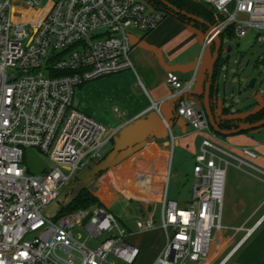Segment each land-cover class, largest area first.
<instances>
[{"label": "built area", "instance_id": "built-area-1", "mask_svg": "<svg viewBox=\"0 0 264 264\" xmlns=\"http://www.w3.org/2000/svg\"><path fill=\"white\" fill-rule=\"evenodd\" d=\"M42 1L0 0V264H114L110 254L134 264L141 249L127 240L126 229L105 206L78 209L58 220L44 210L81 167L103 159L113 136L77 107L76 89L132 69L134 43L128 30L149 32L165 12L147 0H49L44 6ZM196 1L220 16L205 36L204 50L214 49L217 37L242 38L252 29L264 34V0ZM168 83L177 114L198 131L211 133L195 155L194 202L183 208L165 197L160 218L166 243L153 264H185L204 259L213 240L220 243L230 164L223 154L233 155L217 145L218 133L204 106L190 97L192 82L170 73ZM27 147L48 155L53 168L30 175L24 164ZM243 152L257 157L248 148ZM262 222L247 229L222 264ZM82 226L89 232L86 239L74 231ZM154 226V220L137 221L141 232ZM103 234L107 238L98 246L88 245L90 237Z\"/></svg>", "mask_w": 264, "mask_h": 264}, {"label": "crops", "instance_id": "crops-1", "mask_svg": "<svg viewBox=\"0 0 264 264\" xmlns=\"http://www.w3.org/2000/svg\"><path fill=\"white\" fill-rule=\"evenodd\" d=\"M208 31L209 27L173 14L165 15L149 32L131 29L134 44L130 57L134 67L86 82L76 93L77 107L113 134L104 148L103 158L109 162L85 187L118 219L133 208L138 210L140 216L133 222L134 226L132 222L119 220L130 230L127 240L140 247L139 260L147 264L155 262L166 243L165 232L161 226L156 227V221L161 218L165 197L168 199L166 179L171 158L181 169L190 163L195 167L196 153L203 140L211 136L210 131H198L177 114L176 100L171 98L168 83L170 73L179 75L184 83L192 82L190 97L203 105L200 96L215 49L210 48L211 55L206 56L204 41ZM202 58L206 62L201 64ZM222 66L223 62L213 85L215 118H240L229 101L241 78L225 74ZM242 84L245 83H240L241 87ZM239 123L251 122L240 120ZM261 127L215 137L217 145L233 155L223 154L229 165L233 162L237 168L238 179L227 203L238 224L222 249L220 243H215L214 257L208 264L225 252L217 263L222 264L242 241L247 229L259 220H263L261 225L224 264H264V131ZM172 146L179 148L177 156ZM244 148L256 152L257 157L245 155ZM149 220L155 221L154 228L141 232L137 221Z\"/></svg>", "mask_w": 264, "mask_h": 264}, {"label": "rangeland", "instance_id": "rangeland-1", "mask_svg": "<svg viewBox=\"0 0 264 264\" xmlns=\"http://www.w3.org/2000/svg\"><path fill=\"white\" fill-rule=\"evenodd\" d=\"M49 0H43L42 6L46 5ZM58 1V0H54ZM204 7V12L212 20V24L217 23L220 20V16L215 14L212 9L207 5L202 3ZM131 34V30H128ZM138 33V32H137ZM231 45L232 50H228V46ZM52 55V52L49 53V57L44 59V64L47 63L48 59ZM210 48L206 49V56H210ZM220 56L223 61L222 68L224 73H232V78L239 80L241 82L235 84L234 96L230 97L229 104L233 103L234 111L244 118L251 112H255L260 107L264 105V61L261 60V57L264 56V34H259V31L252 29L246 36L239 38L236 36L225 35L223 39V45L220 50ZM234 73V75H233ZM237 73V75H235ZM47 75V73H46ZM222 77V76H221ZM253 77H257L255 87L251 88L249 86L250 80ZM90 82V81H89ZM87 82V83H89ZM223 78V84H224ZM86 83V84H87ZM242 84V87L240 86ZM81 87L76 89V93H79ZM79 97V96H78ZM78 101V99L76 98ZM264 131V125L261 127ZM218 136H222L218 134ZM176 148V149H175ZM176 150V156L179 148L172 146V152ZM182 156V154H181ZM109 162L108 159L103 158L102 160H90L85 166L81 167L71 178L63 185L61 189V194L59 197L54 200L50 205L44 210V214L54 220H58L59 216L62 213H59L60 208L65 204H69L73 198L78 194L79 190L85 186H88L90 182L95 179L96 175L106 167V164ZM24 164L28 167V173L30 175H39L43 174L47 170L53 168V162L50 157L43 152H41L36 147H27L25 148V162ZM233 162L227 167V180L225 186V201L223 208V216L221 220L222 230L220 235V248L222 249L225 242L231 238L236 229L238 221H235L232 218V214L228 210V199L230 192L233 193L234 184L237 178L236 170ZM195 173L193 164H189L184 168L177 167L171 158L170 163V172L169 176L166 179V189L168 200H177L180 204V207L189 208L190 205L194 202V183H195ZM161 210L159 209V214ZM140 216L138 210L131 209L127 214L122 213L120 218L122 221L127 224L133 223L136 218ZM119 218V219H120ZM120 221V220H119ZM120 221V223L122 222ZM87 222L85 221V224ZM124 227V225L121 223ZM134 226V223L132 224ZM161 226V221H156V227ZM127 231L128 236H130V230L124 227ZM162 228V226H161ZM163 229V228H162ZM134 230V229H133ZM75 233L81 234L83 239H86L89 236V232L85 226L74 228ZM164 231V229H163ZM165 232V231H164ZM218 236V231L216 228L212 230V237L215 239ZM107 238L106 234H103L99 237H90L87 241L90 247L98 246L102 241ZM215 252V242L213 240L210 251L208 255L199 262L192 263L191 261H185V264H208L209 259L214 257ZM225 255V252L221 253L220 256L214 259L213 264H217L219 260ZM109 260L114 262V264H128L122 259L116 257L113 254L109 255ZM134 264H147L137 259Z\"/></svg>", "mask_w": 264, "mask_h": 264}, {"label": "trees", "instance_id": "trees-1", "mask_svg": "<svg viewBox=\"0 0 264 264\" xmlns=\"http://www.w3.org/2000/svg\"><path fill=\"white\" fill-rule=\"evenodd\" d=\"M147 1L150 2L152 5H154V7H156L157 9L164 11L165 15L173 14V15L180 17L183 20H187V21L193 22L197 25H201L202 27L208 28V26L204 23L189 19L187 16H184L181 13L174 12L162 0H147ZM166 1L177 6L179 9H182V10H185V11H188L190 13H193V14H196V15L203 17L206 21H208L211 24L213 23L212 20L207 16V14H205L204 7L202 6L201 2H198L196 0H166ZM222 62L223 61H222L221 56H220L216 66H215L213 85H214L215 77L217 75L219 66L222 64ZM64 73H67V72L66 71L56 72V74H64ZM213 85H212V90H211V102H212V108L214 111V101H213V91H214L213 87L214 86ZM203 96H204V93L201 94V96H200L201 99H203ZM262 119H264V105L262 107H260L258 110H256L255 112L248 114L244 118V121L253 123V122H257V121L262 120ZM240 120H243V118L237 117V118H233V119H216L219 126L223 129H233L234 127L240 126L241 125L239 123ZM241 132H243V131H241ZM95 205H101L98 198L96 196H94L88 190L87 187H83L79 190L78 194L73 198V200L69 204H66V205L64 204L60 208L59 213H62L61 215H63V214L68 213V212H72V211L82 209V208H90V207H93Z\"/></svg>", "mask_w": 264, "mask_h": 264}, {"label": "water", "instance_id": "water-1", "mask_svg": "<svg viewBox=\"0 0 264 264\" xmlns=\"http://www.w3.org/2000/svg\"><path fill=\"white\" fill-rule=\"evenodd\" d=\"M170 9H172L174 12L181 13L184 16H187L189 19L199 21L201 23L206 24L209 29L213 28V25L206 21L203 17L190 13L188 11L179 9L177 6L171 4L170 2L166 0H162ZM223 45V39L221 37H217L215 40V49L212 52V57L209 61L208 69H207V77H206V84H205V89H204V96H203V105L204 109L206 112V115L208 117V120L210 122L211 127L214 129L215 132L221 135H230V134H235L241 131H245L248 129H253V128H258L264 125V119L259 120L257 122L253 123H247L244 125H241L239 127L233 128V129H223L219 126V124L216 121L215 114L212 108V102H211V90H212V85H213V78H214V73H215V66L220 58V50ZM228 50H232V46H228ZM258 78L253 77L250 80L249 86L251 88L255 87L256 82Z\"/></svg>", "mask_w": 264, "mask_h": 264}, {"label": "clouds", "instance_id": "clouds-1", "mask_svg": "<svg viewBox=\"0 0 264 264\" xmlns=\"http://www.w3.org/2000/svg\"><path fill=\"white\" fill-rule=\"evenodd\" d=\"M105 225H106V222H105V224H102L101 227H104Z\"/></svg>", "mask_w": 264, "mask_h": 264}, {"label": "bare ground", "instance_id": "bare-ground-1", "mask_svg": "<svg viewBox=\"0 0 264 264\" xmlns=\"http://www.w3.org/2000/svg\"><path fill=\"white\" fill-rule=\"evenodd\" d=\"M217 242V241H216Z\"/></svg>", "mask_w": 264, "mask_h": 264}]
</instances>
